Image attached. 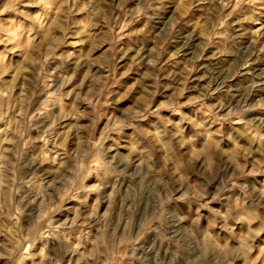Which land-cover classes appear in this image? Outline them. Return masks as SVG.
<instances>
[{"label":"rangeland","instance_id":"obj_1","mask_svg":"<svg viewBox=\"0 0 264 264\" xmlns=\"http://www.w3.org/2000/svg\"><path fill=\"white\" fill-rule=\"evenodd\" d=\"M0 264H264V0H0Z\"/></svg>","mask_w":264,"mask_h":264}]
</instances>
